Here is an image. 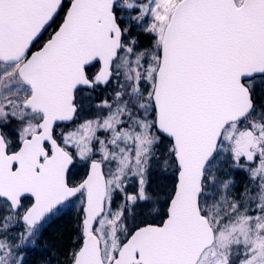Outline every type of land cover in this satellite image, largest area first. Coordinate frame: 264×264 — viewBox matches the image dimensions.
<instances>
[{
  "label": "snow or ice",
  "instance_id": "obj_1",
  "mask_svg": "<svg viewBox=\"0 0 264 264\" xmlns=\"http://www.w3.org/2000/svg\"><path fill=\"white\" fill-rule=\"evenodd\" d=\"M74 200L64 264H264V0H0V264Z\"/></svg>",
  "mask_w": 264,
  "mask_h": 264
},
{
  "label": "rangeland",
  "instance_id": "obj_2",
  "mask_svg": "<svg viewBox=\"0 0 264 264\" xmlns=\"http://www.w3.org/2000/svg\"><path fill=\"white\" fill-rule=\"evenodd\" d=\"M150 176H149V180L150 182L155 180L156 179V175L158 173V170H155V169H150ZM84 176V170L78 166V171H75L73 174H72V179L75 181H79L80 179H82ZM243 180V176H237V182L240 183L242 182ZM131 187V185L129 186ZM77 209H78V202H76L75 200L68 204L67 206H62L60 208V210L55 213L44 225V228H43V231H42V235H41V238H40V244L43 245V246H46L44 249H43V254L45 256H47L48 258H50L53 261V264H59L58 260H54V253H53V250L50 248V246L48 245V242H46V239H49L50 237V234L52 233V227H54L55 225V220L58 219L60 216H64L63 219L65 220H69L70 223L72 224V227H76V218H77ZM54 224V225H53ZM73 243V241H72ZM72 246V244H71ZM37 255L38 253H34L32 255H30L28 257V261H29V264H32V260L37 258ZM65 259V258H64ZM63 259V261H64ZM64 264V262L62 263Z\"/></svg>",
  "mask_w": 264,
  "mask_h": 264
},
{
  "label": "trees",
  "instance_id": "obj_3",
  "mask_svg": "<svg viewBox=\"0 0 264 264\" xmlns=\"http://www.w3.org/2000/svg\"><path fill=\"white\" fill-rule=\"evenodd\" d=\"M63 218L64 216H60L54 221L55 225L53 224L52 233L49 239H46L55 254L54 260H58L59 264L64 262L66 251L71 247L73 237L76 234V227H72L70 221Z\"/></svg>",
  "mask_w": 264,
  "mask_h": 264
},
{
  "label": "flooded vegetation",
  "instance_id": "obj_4",
  "mask_svg": "<svg viewBox=\"0 0 264 264\" xmlns=\"http://www.w3.org/2000/svg\"><path fill=\"white\" fill-rule=\"evenodd\" d=\"M74 181H75V179H74Z\"/></svg>",
  "mask_w": 264,
  "mask_h": 264
}]
</instances>
